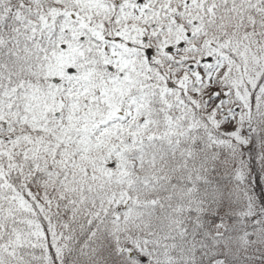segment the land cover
<instances>
[{"label":"snow or ice","instance_id":"snow-or-ice-1","mask_svg":"<svg viewBox=\"0 0 264 264\" xmlns=\"http://www.w3.org/2000/svg\"><path fill=\"white\" fill-rule=\"evenodd\" d=\"M0 264H264V0H0Z\"/></svg>","mask_w":264,"mask_h":264}]
</instances>
